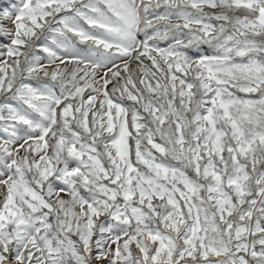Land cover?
<instances>
[{"label":"snow or ice","instance_id":"1","mask_svg":"<svg viewBox=\"0 0 264 264\" xmlns=\"http://www.w3.org/2000/svg\"><path fill=\"white\" fill-rule=\"evenodd\" d=\"M0 264H264V0H0Z\"/></svg>","mask_w":264,"mask_h":264}]
</instances>
